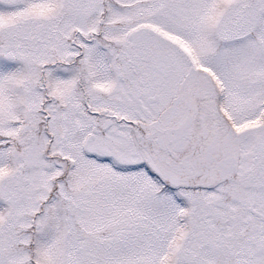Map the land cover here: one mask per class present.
I'll return each mask as SVG.
<instances>
[{
  "label": "snow or ice",
  "instance_id": "6c2138e0",
  "mask_svg": "<svg viewBox=\"0 0 264 264\" xmlns=\"http://www.w3.org/2000/svg\"><path fill=\"white\" fill-rule=\"evenodd\" d=\"M0 264H264V0H0Z\"/></svg>",
  "mask_w": 264,
  "mask_h": 264
}]
</instances>
